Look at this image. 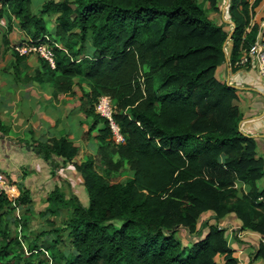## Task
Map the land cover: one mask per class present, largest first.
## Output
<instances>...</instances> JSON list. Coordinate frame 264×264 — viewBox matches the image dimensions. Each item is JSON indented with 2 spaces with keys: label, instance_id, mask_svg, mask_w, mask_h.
<instances>
[{
  "label": "trees",
  "instance_id": "obj_1",
  "mask_svg": "<svg viewBox=\"0 0 264 264\" xmlns=\"http://www.w3.org/2000/svg\"><path fill=\"white\" fill-rule=\"evenodd\" d=\"M217 1L208 0L214 9ZM261 1H227L230 34L199 0H44L37 12L32 0H0V17L13 15L26 37L20 43H47L55 55V66L39 56L30 72L29 53L10 46L15 80L49 83L55 101L79 83V108L90 119L83 138L97 141L95 154L76 165L88 203L57 188L47 196L44 213L56 217L69 209L67 249L58 246V233L41 243V236L27 233L28 253L15 249L18 235L5 226L11 200L0 192L3 264H49L44 250L54 264H219L216 256L238 264L225 227L210 223L203 231L197 221L209 210L214 219L234 213L241 229L264 235V186L258 183L264 158L255 139L239 130L236 88L216 75L225 62L232 69L243 65L258 35L251 14ZM42 15H55L52 31ZM103 94L115 104L122 142L95 111ZM9 131L0 114V136ZM32 146L48 162L54 155L71 162L79 150L66 136ZM123 173L130 175L118 180ZM19 190L16 205L30 202ZM182 228L186 241L177 236ZM255 257L264 264L263 242Z\"/></svg>",
  "mask_w": 264,
  "mask_h": 264
},
{
  "label": "rangeland",
  "instance_id": "obj_2",
  "mask_svg": "<svg viewBox=\"0 0 264 264\" xmlns=\"http://www.w3.org/2000/svg\"><path fill=\"white\" fill-rule=\"evenodd\" d=\"M44 0H32L31 7L34 12H37L40 5ZM201 4L206 9L207 13L211 16L213 21L218 24H224L226 29L232 30V21L226 13L224 7L227 4V0H218L217 9H214L208 0H199ZM45 19L48 28L52 31L55 26V15H42ZM2 22L0 23V92L2 90L3 81L5 73L12 72L10 67V62L13 60L11 47L10 46H21L23 44L20 41L24 40L26 37L20 27L18 26L17 19L11 15L7 17L3 15ZM10 21V22H9ZM11 23V28L6 31L8 24ZM257 24L259 27L258 34L264 32V13H256L255 11L251 14V24ZM4 35H7V43L4 41ZM9 45V46H8ZM16 49V48H15ZM229 49V39L227 38L224 42V50L227 52ZM32 55V63H38L39 53L30 52L28 56ZM27 70L33 72V65L28 64ZM39 66V63L37 64ZM24 66V65H23ZM23 70L26 68L23 67ZM220 67V66H219ZM8 68V71L6 70ZM231 68V66H230ZM218 69V68H217ZM79 83H76L74 90L68 93L65 97L63 96L62 103H69L72 107H76L80 103V88ZM76 104L75 106H72ZM72 112V110H71ZM82 119L75 117L73 114L69 116L66 122L68 130L77 132L80 135V143L89 142L95 139L83 138L84 131L87 125L81 126ZM90 122V121H89ZM63 123V124H64ZM34 139V136L32 137ZM31 138V139H32ZM27 141V142H25ZM34 140H27L22 138H6L4 136L0 137V170L4 175L11 181H16L17 185L20 186L22 190H26V197L31 198L30 202L25 204L7 205L4 208L6 211L7 222L5 223L6 228L11 236L18 235L20 241V246H15L23 248L27 252V233L31 236H41L38 242L41 243L42 237L50 239L54 237L56 233L59 234L61 238L59 240V247L61 249H67L69 242L66 236L65 220L68 216L69 209L61 208L60 214L58 216H53L49 212L44 213V209L47 205V196L51 193L54 188L62 191L66 197L77 196L83 204H87V194L84 187V179L80 170L76 165L80 164L88 155L81 152L77 158H73L71 162L64 163L63 159L58 156H53L50 162L44 160L41 155L33 149L32 143ZM96 141V140H95ZM79 143V144H80ZM81 145V144H80ZM95 144H93L94 146ZM94 150V149H93ZM130 173H123L118 177V180L124 179ZM3 211V208L2 210ZM18 215L20 217H18ZM24 219L25 224L23 223ZM15 219L22 220L17 225L14 223ZM53 221V222H52ZM210 223L219 224V219H214L213 216H200L197 225L206 231L207 225ZM205 225L204 227H202ZM3 226V225H2ZM20 226V230H19ZM2 230V229H0ZM226 233V230H225ZM177 236L184 239L185 241L189 237L188 231L184 228L180 229ZM227 238V235H226ZM228 241V240H227ZM4 242L0 239V247ZM25 246V247H24ZM40 254H35L34 257H39ZM5 260L4 257H0V264H3ZM216 260L219 264L223 263L220 256H216ZM13 264H16L15 259L11 260ZM20 263V261L18 262Z\"/></svg>",
  "mask_w": 264,
  "mask_h": 264
},
{
  "label": "crops",
  "instance_id": "obj_3",
  "mask_svg": "<svg viewBox=\"0 0 264 264\" xmlns=\"http://www.w3.org/2000/svg\"><path fill=\"white\" fill-rule=\"evenodd\" d=\"M255 12L264 13V0L255 7ZM1 20L2 18L0 23ZM32 59V55L28 56V64H32L33 68L38 67V63H32ZM5 74L4 87L0 92V114L10 126V131L2 136L34 141L66 136L79 148L74 158H77L81 152L86 155L85 151L88 154L96 151L97 141H92V144L80 143V135L68 130L64 123L72 114L82 119L81 126L89 123L90 119L80 111V103L71 109L69 103H62V99L54 100L49 83L35 80L21 83L15 80L12 72ZM216 75L220 80L236 88V103L242 113L239 130L255 139L257 155L264 158V78L258 74L253 62L234 69L230 68L229 62H225L218 67ZM258 183L260 187L264 186V175ZM236 186L240 193L247 191V185L243 182L237 181ZM201 216H213V212L205 211ZM219 224L226 229L228 244L234 249V255L239 260L238 264H263V260L255 255L260 242L264 243V235L249 229H241V222L234 213L220 218Z\"/></svg>",
  "mask_w": 264,
  "mask_h": 264
},
{
  "label": "built area",
  "instance_id": "obj_4",
  "mask_svg": "<svg viewBox=\"0 0 264 264\" xmlns=\"http://www.w3.org/2000/svg\"><path fill=\"white\" fill-rule=\"evenodd\" d=\"M225 9L227 4L224 5ZM21 54L30 52H37L39 55L46 59L52 66H55V55L52 48L47 43L23 44L15 47ZM253 62L257 68L258 74L264 78V32L257 35L254 43L249 47L247 52L241 58V64L246 65ZM97 114L107 120V123L112 131L113 139L115 142H122L124 137L122 135L120 126L115 120L114 111L115 104L112 98L107 95H101L94 104ZM0 192H3L8 199L11 200L13 205H16L15 199L19 195L20 190L16 181L9 180L4 173L0 170ZM18 217H20L18 215ZM219 227L222 225L218 224ZM20 230V226H19ZM25 247V246H24ZM45 255L49 259V264H54L49 256L48 251L44 250Z\"/></svg>",
  "mask_w": 264,
  "mask_h": 264
},
{
  "label": "water",
  "instance_id": "obj_5",
  "mask_svg": "<svg viewBox=\"0 0 264 264\" xmlns=\"http://www.w3.org/2000/svg\"><path fill=\"white\" fill-rule=\"evenodd\" d=\"M231 32H232V30L230 31V34H231ZM230 34H229V36H228V39H230Z\"/></svg>",
  "mask_w": 264,
  "mask_h": 264
}]
</instances>
